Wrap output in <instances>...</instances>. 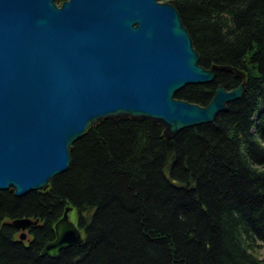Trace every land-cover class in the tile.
<instances>
[{"label":"trees","instance_id":"1","mask_svg":"<svg viewBox=\"0 0 264 264\" xmlns=\"http://www.w3.org/2000/svg\"><path fill=\"white\" fill-rule=\"evenodd\" d=\"M179 11L211 82L175 97L206 106L244 86L213 121L166 135L151 117L101 118L46 188L0 190V264H264V0H164ZM83 242L43 255L67 207ZM71 211V212H72ZM36 223L20 240L14 219Z\"/></svg>","mask_w":264,"mask_h":264},{"label":"water","instance_id":"2","mask_svg":"<svg viewBox=\"0 0 264 264\" xmlns=\"http://www.w3.org/2000/svg\"><path fill=\"white\" fill-rule=\"evenodd\" d=\"M178 9L158 0H0V190L46 188L70 146L100 118L151 117L172 136L213 121L244 86H218L206 106L175 97L211 82ZM66 208L43 255L83 242ZM20 240L36 221L13 220Z\"/></svg>","mask_w":264,"mask_h":264},{"label":"rangeland","instance_id":"3","mask_svg":"<svg viewBox=\"0 0 264 264\" xmlns=\"http://www.w3.org/2000/svg\"><path fill=\"white\" fill-rule=\"evenodd\" d=\"M64 0H55V2L58 4V5H61L63 3ZM161 1H164V0H161ZM70 218L72 221L74 222H77V212L76 211H72L70 212ZM259 255L261 258L264 257V243L262 244V246L259 248Z\"/></svg>","mask_w":264,"mask_h":264},{"label":"bare ground","instance_id":"4","mask_svg":"<svg viewBox=\"0 0 264 264\" xmlns=\"http://www.w3.org/2000/svg\"><path fill=\"white\" fill-rule=\"evenodd\" d=\"M158 2L159 3H165V2H167V1H161V0H158ZM199 105V104H198ZM132 116H135V117H138V116H136V115H132ZM101 119V118H100Z\"/></svg>","mask_w":264,"mask_h":264}]
</instances>
